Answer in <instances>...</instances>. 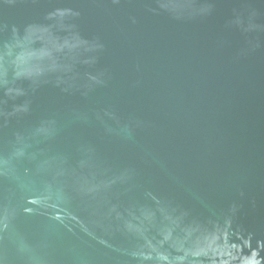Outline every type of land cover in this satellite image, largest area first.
<instances>
[{
  "label": "water",
  "instance_id": "95a60500",
  "mask_svg": "<svg viewBox=\"0 0 264 264\" xmlns=\"http://www.w3.org/2000/svg\"><path fill=\"white\" fill-rule=\"evenodd\" d=\"M0 264H264V0H0Z\"/></svg>",
  "mask_w": 264,
  "mask_h": 264
}]
</instances>
